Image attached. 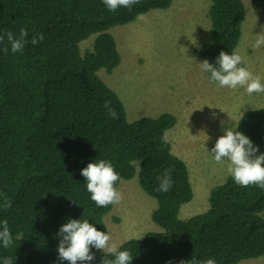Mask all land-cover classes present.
Instances as JSON below:
<instances>
[{"label": "trees", "instance_id": "1", "mask_svg": "<svg viewBox=\"0 0 264 264\" xmlns=\"http://www.w3.org/2000/svg\"><path fill=\"white\" fill-rule=\"evenodd\" d=\"M244 1L211 0L209 42L199 50L204 60L215 64L221 51L235 52L246 20ZM171 3L139 0L131 10L113 12L103 0H0V35L18 36L21 28L29 33L22 53L13 54L10 45L7 54L0 50V224L6 219L13 236L8 248L0 242V264L8 256L13 264H69L57 251V233L69 219L88 220L107 233L104 217L113 204L98 207L81 175L88 163L99 160L110 161L119 174L117 190L122 180L137 176L157 202L152 221L160 231L119 247L132 254L131 264H180L193 258L238 264L264 256V189L238 185L229 176L211 189L206 212L180 219L194 193L186 163L162 141L176 125L175 116L129 123L121 99L98 76L121 63L110 30ZM37 33L44 39L33 45ZM92 35H97L93 49L82 55L80 43ZM105 102L118 118L108 114ZM237 130L258 146L257 154L264 153V108L246 112ZM165 169L171 170L173 184L160 192L157 177ZM3 194L12 202L6 210ZM91 251L93 261L77 264H101L103 251Z\"/></svg>", "mask_w": 264, "mask_h": 264}, {"label": "rangeland", "instance_id": "2", "mask_svg": "<svg viewBox=\"0 0 264 264\" xmlns=\"http://www.w3.org/2000/svg\"><path fill=\"white\" fill-rule=\"evenodd\" d=\"M244 4L246 20L235 53L264 84V45L251 46L264 33V2L245 0ZM210 5L211 0H172L168 9L152 10L134 23L114 27L110 34L121 63L112 73L98 72L121 99L129 123L143 117L175 116L176 125L166 134L172 152L186 163L194 193L180 210L182 220L206 212L211 189L231 176L228 161L216 163L210 154L224 128L234 126L238 131L237 123L246 112L264 108V93L222 88L201 72L198 63L204 59L199 50L209 42ZM96 36L80 43L82 55L93 49ZM118 191L121 203L113 204L104 217L110 242L120 247L129 239L160 231L152 221L157 202L142 189L137 176L122 180ZM238 264H264V256Z\"/></svg>", "mask_w": 264, "mask_h": 264}, {"label": "clouds", "instance_id": "3", "mask_svg": "<svg viewBox=\"0 0 264 264\" xmlns=\"http://www.w3.org/2000/svg\"><path fill=\"white\" fill-rule=\"evenodd\" d=\"M103 3L109 11L115 12L121 7L131 10V7L138 4L139 0H103ZM28 35L25 28L19 30L18 36L14 35L12 31H7L4 35H0V45H3L0 50L7 54L10 45L13 54L22 53L25 45L29 42ZM43 39V34L37 33L31 37L30 42L36 45ZM262 45H264V33L257 35L251 46L258 49ZM198 64L201 72L210 73V82L217 83L219 87L230 89L242 87L249 95L264 93V84L261 83L260 77L254 76L244 66L243 58L238 53L234 52L229 55L221 51L215 64L209 63L207 59ZM104 108L113 119L118 118L116 111L108 102H105ZM162 141L165 143L168 141L167 134L162 136ZM258 152V146H254L246 135L236 131V127L233 126L224 128V134L216 140L210 154L216 163L228 161L227 173L232 176L236 184L244 187L257 185L264 189V153L257 154ZM81 175L87 182L86 188L91 194V199L98 207L121 203L122 193L114 186L120 176L110 161L90 162L81 170ZM157 180L159 182L157 191H169L173 184L171 170L165 169L157 177ZM11 203L7 194H3V208L8 209ZM57 235L61 238L57 247L58 259L68 261L69 264H77L78 261H93L95 254L91 248L103 251L104 257L101 264H131L133 259L128 250H119L117 243L110 242L109 234L97 230L88 220L69 219L60 227ZM0 242L4 248L13 244V236L6 219L0 224ZM110 256L114 258H109ZM2 264H13V258L11 256L4 257ZM180 264H216V261L214 258H207L204 261H196L193 258L192 261H181Z\"/></svg>", "mask_w": 264, "mask_h": 264}]
</instances>
